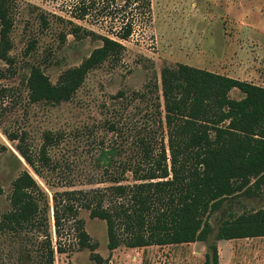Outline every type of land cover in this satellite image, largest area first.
Masks as SVG:
<instances>
[{
  "label": "rangeland",
  "instance_id": "1",
  "mask_svg": "<svg viewBox=\"0 0 264 264\" xmlns=\"http://www.w3.org/2000/svg\"><path fill=\"white\" fill-rule=\"evenodd\" d=\"M74 0H16L14 27L11 33L12 64L0 62V221L11 209L14 181L28 170L49 195L47 184L58 191L107 188L111 182L99 183L106 170L133 182L130 172L123 174L120 163H138L143 151L137 144L135 122L145 123L143 115L153 109L135 94L148 91V85L160 81L164 67L186 64L264 87V0H151V17L141 19L118 60H107L92 70L82 87L69 102L52 105L32 103L27 81L34 67L41 68L56 84L67 69L77 67L92 51L102 45L100 36L117 37L118 21L95 19L84 21L72 17ZM73 24L80 25L79 35ZM123 92L133 101L123 108ZM239 100V90L230 92ZM117 122L121 131L111 133L106 124ZM140 126V125H139ZM26 138L33 152H38L46 133L56 138L50 147L55 170H44L43 177L29 167L17 151L18 142L8 134ZM167 140V139H166ZM167 143V141H165ZM101 148H115V164L110 169L98 168ZM169 154V152H168ZM170 164V162H169ZM264 208V185L258 196L237 195L227 199L209 219L213 232L205 242L184 245L151 246L129 249L108 248L106 223L92 219L87 210L79 217L96 245L93 253L80 248L74 232L64 239V254L56 253L55 264H204L210 246L217 244L220 264H264V237L218 240L220 226L226 220L253 214ZM51 211V230L56 241ZM0 234V264H40L39 234ZM28 240V241H27ZM71 242V243H70ZM98 254V263L93 255Z\"/></svg>",
  "mask_w": 264,
  "mask_h": 264
},
{
  "label": "trees",
  "instance_id": "2",
  "mask_svg": "<svg viewBox=\"0 0 264 264\" xmlns=\"http://www.w3.org/2000/svg\"><path fill=\"white\" fill-rule=\"evenodd\" d=\"M74 2L72 17L76 20H117L119 40L100 36L102 45L81 65L64 71L56 84L41 68H32L27 81L32 103L69 102L92 70L121 57L125 50L121 40L129 39L141 19L151 17V0ZM15 9L16 0H0V62L9 65ZM72 30L78 36L86 28L73 24ZM147 87L148 91L134 96L146 103L148 95H155L149 102L153 109L143 115L142 126L135 122L132 127L143 157L138 163H120L121 172L132 173L133 182L123 184L125 179L106 170L102 174L106 180L99 183H113L107 188L58 191L47 184L51 207L47 192L25 170L13 183L11 209L2 216L0 234H26L28 242L33 240L30 233L39 234L40 264H55L56 253L74 247L64 242L67 231L74 232L80 248L94 253L96 245L79 217L84 209L92 219L106 223L110 251L120 246L140 249L193 244L209 239L213 232L209 219L227 199L260 194L264 185V87L186 64L164 67L160 81ZM233 90L243 97L231 98ZM116 97L124 101V109L133 101L123 92ZM119 125L109 122L106 128L118 133ZM8 138L18 142L17 151L37 175L43 177L44 170H55L49 153L56 141L52 133L45 134L38 152H33L23 135L10 133ZM116 151L101 148L97 167L112 168ZM51 211L56 241L50 233ZM259 237H264V208L224 221L217 234V239L224 241ZM210 250L204 264H220L217 244ZM93 259L102 262L98 254Z\"/></svg>",
  "mask_w": 264,
  "mask_h": 264
}]
</instances>
